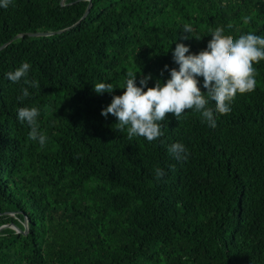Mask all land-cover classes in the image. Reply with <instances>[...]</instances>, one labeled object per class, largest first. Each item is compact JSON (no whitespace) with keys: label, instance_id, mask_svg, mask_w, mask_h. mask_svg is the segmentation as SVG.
Instances as JSON below:
<instances>
[{"label":"trees","instance_id":"trees-1","mask_svg":"<svg viewBox=\"0 0 264 264\" xmlns=\"http://www.w3.org/2000/svg\"><path fill=\"white\" fill-rule=\"evenodd\" d=\"M185 24L201 39L182 40ZM217 27L233 38L264 35V0H12L0 8V48L8 44L0 51V227L21 230L0 231V264H264V60L253 65L255 90L237 94L215 129L192 110L168 113L165 135L149 142L101 115L127 73L140 72L137 86L149 74V87L166 81L165 65L178 68L176 43L198 53ZM22 62L40 85L23 100L25 85L6 78ZM96 82L117 89L97 94ZM31 106L41 109L43 146L17 120V109ZM175 142L186 161L168 152Z\"/></svg>","mask_w":264,"mask_h":264},{"label":"clouds","instance_id":"clouds-1","mask_svg":"<svg viewBox=\"0 0 264 264\" xmlns=\"http://www.w3.org/2000/svg\"><path fill=\"white\" fill-rule=\"evenodd\" d=\"M11 3L12 0H0V8L6 9ZM248 21L249 18L245 17L244 22ZM181 32L187 34L181 37L182 40L201 39L191 35L193 28L189 24L183 25ZM210 35L206 48L198 53H191L190 47L182 42H173L176 46L172 50V57L178 68L169 70L165 65L169 78L164 82L157 79L154 86L149 87V81L153 79L149 74L142 76L137 86V73L140 72L127 73L119 88L124 89L123 93L113 95L111 103L102 109L101 115L105 119L109 114L114 116L117 129L126 131L130 139L143 137L149 142L165 135L163 122L168 113L178 119L186 114V110H192L200 114L208 128L215 129L219 116L231 112L237 94L255 90L257 81L253 65L264 60V35L249 32L233 38L224 35L223 27L215 28ZM31 67L29 62H22L18 68L6 73L10 82L25 85L18 99L30 97L29 89L40 87L37 80L28 78ZM199 77L203 78V92L198 86L201 83ZM114 89L117 88L110 82L93 83V90L97 94H112ZM40 116L41 109L37 106L17 109V120L30 128V139L43 146L48 137L40 131ZM168 152L177 161L188 158L185 145L179 142L169 145ZM165 175L162 168L155 169L157 179Z\"/></svg>","mask_w":264,"mask_h":264},{"label":"water","instance_id":"water-1","mask_svg":"<svg viewBox=\"0 0 264 264\" xmlns=\"http://www.w3.org/2000/svg\"><path fill=\"white\" fill-rule=\"evenodd\" d=\"M91 3H90V5H89V7H88V9H87V11H86V13H85V15H84V17H83V19L82 20H84L86 17H87V15L89 14V12H90V8H91ZM80 22H78L77 23V25L79 24ZM76 25H74V27H75ZM64 32V30L63 31H59V32H46V33H30V34H28V36H30V37H48V36H53V35H56V34H61V33H63ZM24 36H26L25 34H21V35H19V36H17L15 39H18V38H22V37H24ZM8 44H5V45H3L1 48H0V51L1 50H3L6 46H7ZM8 227H14L15 229H16V231L17 232H21V230H19L18 228H16L15 226H12V225H6V226H3V227H0V231L2 230V229H4V228H8ZM25 234H27L28 233V223L27 222H25V231H23Z\"/></svg>","mask_w":264,"mask_h":264}]
</instances>
